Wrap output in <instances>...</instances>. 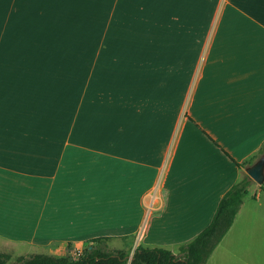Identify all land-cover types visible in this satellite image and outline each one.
Listing matches in <instances>:
<instances>
[{
  "label": "crops",
  "instance_id": "crops-1",
  "mask_svg": "<svg viewBox=\"0 0 264 264\" xmlns=\"http://www.w3.org/2000/svg\"><path fill=\"white\" fill-rule=\"evenodd\" d=\"M221 1L0 0V253L178 254L210 224L264 156V0ZM249 190L207 264H264Z\"/></svg>",
  "mask_w": 264,
  "mask_h": 264
},
{
  "label": "trees",
  "instance_id": "trees-1",
  "mask_svg": "<svg viewBox=\"0 0 264 264\" xmlns=\"http://www.w3.org/2000/svg\"><path fill=\"white\" fill-rule=\"evenodd\" d=\"M226 155L231 158L229 154ZM235 163L240 168L244 166ZM252 183L253 179L246 175L234 184L220 200L210 224L192 241L182 245L178 254L162 248L140 245L135 250L130 264H207L233 226L244 201L250 195L249 189ZM261 190L264 191L263 185ZM129 257L130 253L127 251L110 249L108 238H97L77 258L71 255L65 257L33 255L21 256L12 262L11 255L0 253V264H128Z\"/></svg>",
  "mask_w": 264,
  "mask_h": 264
},
{
  "label": "rangeland",
  "instance_id": "rangeland-1",
  "mask_svg": "<svg viewBox=\"0 0 264 264\" xmlns=\"http://www.w3.org/2000/svg\"><path fill=\"white\" fill-rule=\"evenodd\" d=\"M221 3H222V5H221V7L219 8V11H220V9L221 8H223L222 6H223V4H225L226 3V1H221ZM219 13V12H218ZM257 184L255 181H253V184ZM262 194V203H264V192H262L261 193ZM251 197V195H249L248 197H247V199L249 200V199H253V197L252 198H250ZM209 223V222H208ZM206 225V224H205ZM209 225V224H208ZM205 229V228H204ZM151 237H156V238H163V237H165V236H162V235H160V234H158V235H154V236H151ZM190 236H184L183 238H182V240L181 241H186V242H184L185 244H187L190 240V238H189ZM133 238L134 237H130V238H128L127 239V241H125V242H123V241H111V243L109 244L110 245V247L111 248H117V249H127V248H129V247H131V244H132V242H133ZM179 251V250H178ZM39 252H37L36 250H30V252H27V253H25V254H23V256L24 257H30V256H33L34 254H38ZM44 254H48V255H54V254H51L50 252H48V251H46V252H43ZM59 255H61V254H59ZM62 255H64V254H62ZM61 255V256H62ZM70 255V254H69ZM60 256V257H61ZM65 257V256H64ZM77 257H79L78 255H75V258H77ZM16 259L17 258H14L13 257V259H12V262H15L16 261ZM129 264V263H128Z\"/></svg>",
  "mask_w": 264,
  "mask_h": 264
},
{
  "label": "water",
  "instance_id": "water-1",
  "mask_svg": "<svg viewBox=\"0 0 264 264\" xmlns=\"http://www.w3.org/2000/svg\"><path fill=\"white\" fill-rule=\"evenodd\" d=\"M246 172L256 183L262 185L264 183V156L253 166L246 169ZM132 259L133 256H130L129 260L131 261Z\"/></svg>",
  "mask_w": 264,
  "mask_h": 264
},
{
  "label": "snow or ice",
  "instance_id": "snow-or-ice-1",
  "mask_svg": "<svg viewBox=\"0 0 264 264\" xmlns=\"http://www.w3.org/2000/svg\"><path fill=\"white\" fill-rule=\"evenodd\" d=\"M261 80L264 81V67L261 68ZM262 91H264V87H262Z\"/></svg>",
  "mask_w": 264,
  "mask_h": 264
}]
</instances>
